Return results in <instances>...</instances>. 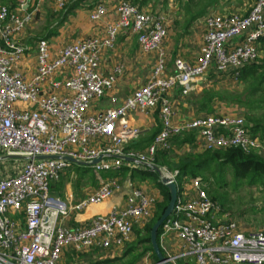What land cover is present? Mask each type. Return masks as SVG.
I'll list each match as a JSON object with an SVG mask.
<instances>
[{"label": "built area", "instance_id": "built-area-1", "mask_svg": "<svg viewBox=\"0 0 264 264\" xmlns=\"http://www.w3.org/2000/svg\"><path fill=\"white\" fill-rule=\"evenodd\" d=\"M53 2L62 9L67 0ZM25 4L22 0L21 6ZM114 9L116 19L107 25L102 37L64 44L55 54L47 39L39 38L35 70L27 78L18 65L29 48L17 42L16 36L34 20L37 10L19 13L0 6V160L9 155L18 159L16 170L9 166L0 175V264H58L65 247L83 252L87 248L123 246L132 235L133 225L153 215L155 199L142 189L132 188L122 207L98 214L83 226L61 225L60 220L71 210L102 203L118 186L112 180L101 182L90 195L68 204L51 195L49 187L74 162L36 156H65L86 163L98 159L90 164L96 173L123 165L149 169L121 156L154 164L157 152L167 151L170 139L184 133L197 134L203 151H264V136H252L242 115L207 113L175 120L171 103L164 96L175 86L181 95H189L210 69L217 76L239 80L241 68L260 56L264 0H254L245 14L206 13L197 62L177 57L173 73L162 76L164 62L160 59L153 77L129 92L119 105L89 114L91 100L110 90L121 73L120 65L108 74L98 69L100 53L113 48L119 30L136 34L144 51L159 50L167 35L162 15L142 11L129 0H120ZM106 10L105 3H96L89 19L99 20ZM153 109L158 110L160 130L145 152L127 148L140 136V129L127 121L128 113ZM167 174L177 186V172ZM205 184L201 176L182 184L172 214L160 227V247L168 233L182 242L176 253L161 247L170 263L264 264V229L245 230L233 219L218 220L219 204L209 196ZM14 212L23 214L22 230H16V221L10 217Z\"/></svg>", "mask_w": 264, "mask_h": 264}, {"label": "crops", "instance_id": "crops-1", "mask_svg": "<svg viewBox=\"0 0 264 264\" xmlns=\"http://www.w3.org/2000/svg\"><path fill=\"white\" fill-rule=\"evenodd\" d=\"M21 1L0 0V6H6L19 13H24L26 10H33L34 8L37 10L34 20L26 25L21 33L16 36L17 42L25 44L29 48L22 57L18 67L25 77L30 78L35 70V46L39 38L47 39L50 51L52 54H55L56 50L64 44L91 36L102 37L105 34L107 25L116 19L114 8L120 0H84L80 2L81 5L84 2L88 3L84 12L79 7L65 11L56 23L47 22L48 25L44 27L45 33L41 35L36 33L38 31L36 28L38 18L41 19L43 15H46L50 19L49 11L51 9L55 10L57 8L56 5L53 0H25L26 4L21 6ZM149 1L136 6L142 11L163 16L167 35L161 48L159 50L144 51L137 42L136 34L131 32V30H119L113 48L106 49L100 53L98 69L101 73L108 74L114 66L120 65L122 67L121 73L117 76L116 82L110 90L106 91L102 97L91 100L87 113L96 114L104 108L119 105L129 92L153 77V69L160 59H163L164 62L162 76L173 73V61L177 57H181L192 63L197 62L201 55L200 48L205 31L202 17L206 13L236 12L238 14H245L254 3V0H216L215 3L206 7L203 14L192 20L189 18L192 14L196 13V10H192L191 6L188 13L184 9L185 0H179L180 8L177 6L175 0H151L153 5ZM98 2L105 3L107 7L106 13L99 20L91 21L89 19V12ZM51 15H53V12H51ZM63 23H66V28H69L72 32V34L68 33L67 37L56 26ZM56 41L57 43H55ZM262 51L260 48V54ZM217 79L220 80L216 81ZM240 83V79L236 81L227 76H217L210 69L189 95H181L179 87L175 86L170 88L164 96L171 103L175 120L207 113L230 116L242 115V108H237L232 103L219 100L216 97L210 101L209 106H203L200 103L202 95L208 90L222 91L226 89L230 92H235L236 90V92H241L238 91ZM224 84L225 88L221 87ZM227 85H231V90H229L230 87ZM208 107H210L211 111H208ZM127 121L140 129L139 138L130 143L129 148L145 152L153 136L160 130L161 123L158 110L153 109L147 113L131 111L127 115ZM193 135V143L186 142L180 146H177L172 138L170 139V148L167 152L169 159L173 163L177 162L178 156L185 152L203 151L200 138L195 133ZM161 152L158 151L155 155L154 164L160 167L166 174L177 172L175 168L172 169L168 168L165 164L155 163L156 158H158ZM172 152H175V156H172ZM9 166H12L14 170L17 169L15 164L0 160V175L6 173ZM138 169L141 168H130L127 165H123L115 170L96 173L90 165L73 163L70 168L62 173L58 181L50 184L49 193L51 195L60 197L66 203L71 204L90 195L101 182L112 180L118 188L109 198L98 205H90L82 210H71L66 217L60 220V224L65 227L86 225L94 216L107 214L113 207H122L126 194L132 188L142 189L153 197L155 199V210L156 204L163 199V191L159 186L160 177L158 174L156 178L140 174ZM89 171H92L93 174L90 175ZM188 180V177H183L181 181H177L178 194L182 188L180 186L187 183ZM187 188L190 194L194 193L193 189L188 185ZM10 215L16 221V230H22L24 227L23 214L21 212H14ZM151 218L134 224L132 235L123 246H111L106 249L87 248L83 252H76L71 247H65L62 250L58 264H107L106 260L118 259L122 257L130 243H135L137 236H143L144 228ZM240 226L241 229H252H247L242 224ZM181 246L182 242L174 233H168L162 237L161 247L168 253L180 251ZM149 252L148 250L147 254L150 256L151 252ZM138 261L136 264H147L145 259H142V262ZM151 262L154 261L151 260Z\"/></svg>", "mask_w": 264, "mask_h": 264}, {"label": "trees", "instance_id": "trees-1", "mask_svg": "<svg viewBox=\"0 0 264 264\" xmlns=\"http://www.w3.org/2000/svg\"><path fill=\"white\" fill-rule=\"evenodd\" d=\"M84 0H72L70 4L67 5L68 11L73 8L80 7V2ZM148 0H130L134 5H142L147 3ZM184 9L189 13L190 7L198 6L195 14H192L189 19H194L199 15L203 14L206 7L216 0H185ZM261 49L264 51V37L260 39ZM240 81L246 83V86L242 92H230L227 90L221 93L218 90H208L206 91L200 100V103L204 106H209L210 101L216 97L219 100H224L230 102L235 106H240L244 108L247 112L245 113V121L248 126V130L252 136H264V119L253 116L251 112L262 108L264 105V56L257 59L249 64H245L240 71ZM208 111H211L208 107ZM155 136V135H154ZM153 136V137H154ZM193 133H184L179 136L173 137V141L177 146L183 143H193L194 137ZM153 139V138H152ZM151 139V140H152ZM129 148V146L127 147ZM155 163L165 164L168 168H175L177 170L176 180L181 181L183 177H195L201 176L202 179L207 180L206 173H213L217 169L218 174L221 175L224 167H229L232 170L233 177L235 179L246 178L249 184L263 183L264 182V157L257 155L254 152L245 153L238 148H228L225 150H204L202 152H186L183 155H179L177 162L173 163L169 159L167 151H162L158 158H156ZM138 172L143 175L152 176L156 178L158 175L153 170L149 169H138ZM217 179V178H216ZM159 186L163 191V199L161 202L156 204L152 218L146 224L144 228V236H137L135 243L129 244L122 255L123 258L130 255L127 259V264H136L140 257L149 250L153 257L154 262H156V256L150 244V228L155 220L161 215L165 206L169 200L168 189L159 181ZM213 199H216L215 195H211ZM161 228L158 230L157 241L159 243V234ZM148 242L149 246L144 248L140 253H135L138 244ZM163 252L162 248L160 247ZM121 258V257H120ZM106 260L107 263H114L120 260Z\"/></svg>", "mask_w": 264, "mask_h": 264}, {"label": "rangeland", "instance_id": "rangeland-1", "mask_svg": "<svg viewBox=\"0 0 264 264\" xmlns=\"http://www.w3.org/2000/svg\"><path fill=\"white\" fill-rule=\"evenodd\" d=\"M71 2H72L71 0H68L66 5L62 9H58V8H55V10L51 9L49 11V16L51 17L50 19H48L46 15H43L41 19L38 18V23H37L38 25L36 27L38 31H36V33L40 35L44 34L45 33L44 27L48 25L47 22L56 23V21L59 20L61 16L64 14L65 10L67 9V5L70 4ZM175 2H177V6H179L180 8L181 7L180 1L175 0ZM149 3L152 4V1L150 0ZM87 4H88L87 2H84L79 7V9H81L84 12L87 8ZM198 7L199 5L195 7L192 5L191 9L197 10ZM51 12H53V15H51ZM56 26L58 29H60L61 32L65 33L66 37L68 33L72 34L69 28H66L67 26L66 23H63L61 25L57 24ZM55 43H57V41ZM262 56H264V51H262V53L260 54V58ZM220 79H217L216 81ZM227 86H229L230 87L229 90H231V85H227ZM245 86L246 83L241 82L240 85L238 86L239 87L238 91L242 92ZM221 87L225 88V84L222 85ZM223 92L225 91H221V93ZM236 107L238 108V106ZM246 112L247 111L244 108H242L241 113L244 118ZM251 113L253 114V116L258 117L261 120L264 119V105L262 106V108L254 110ZM254 153H256L261 157H264V151H259ZM172 156H175V152H172ZM17 160L18 159H14V158L5 159V161H8V163L10 164H16ZM89 174L92 175L93 172L89 171ZM206 174L208 179L207 180L203 179V180L206 183L205 185L208 194L210 197H212L211 195H215L216 199L214 200H216L219 204V211L216 215V218L218 220L233 219L236 222H238L240 225L242 224L243 227L247 229L248 228L264 229V182L249 184L246 178L235 179L233 177L232 170L229 167H224L221 175L218 174L217 169H215L213 173H206ZM144 235L145 234L143 233V236ZM148 246H149L148 242L138 244L135 253H140L144 248H147ZM147 251L144 252V254L140 257L139 261L142 262V259H145L147 261V264H150V261L153 260V257L151 254L149 256V254H147ZM129 257L130 255H127V257L125 258L121 257L118 262L107 263V264H127L128 262L127 259H129ZM180 263L191 264L190 261L187 262L180 261Z\"/></svg>", "mask_w": 264, "mask_h": 264}, {"label": "water", "instance_id": "water-1", "mask_svg": "<svg viewBox=\"0 0 264 264\" xmlns=\"http://www.w3.org/2000/svg\"><path fill=\"white\" fill-rule=\"evenodd\" d=\"M17 156L9 155L6 156V158H16ZM36 158H63L68 161L74 162V163H79L82 165H90L91 163H95L98 161V159H95L91 163H86V162H78L74 160L73 158L70 157H61L57 155H40L36 156ZM126 161H131L136 164H140L143 166H146L147 168L153 170L159 175L160 182L168 189L169 192V200L167 205L165 206L164 210L162 211L161 215L155 220V222L152 224L150 228V233H149V238H150V244L153 249V252L156 256V263L158 264H172L168 260V257L164 254V252L161 251L160 245L157 241V234L158 230L161 227V225L168 219V217L172 214L174 206L176 204L177 200V195H178V189L175 183V180L169 176L168 174L164 173L160 167H158L155 164H149V163H144L141 162L137 159L126 157V156H121ZM1 159V158H0Z\"/></svg>", "mask_w": 264, "mask_h": 264}]
</instances>
